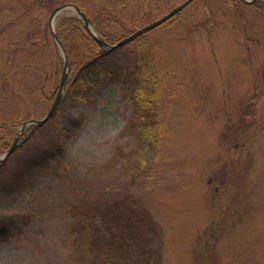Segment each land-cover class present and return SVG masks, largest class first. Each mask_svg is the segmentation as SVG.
<instances>
[{
  "label": "rangeland",
  "instance_id": "rangeland-1",
  "mask_svg": "<svg viewBox=\"0 0 264 264\" xmlns=\"http://www.w3.org/2000/svg\"><path fill=\"white\" fill-rule=\"evenodd\" d=\"M68 3L85 5L116 42L181 2L0 0V136L7 146L56 97L51 72L62 53L43 27ZM257 3L264 7V0H194L143 34L157 46L161 68L173 66L158 99L161 135L152 150L133 124L132 83L99 86L78 104L61 101L46 122L24 128L0 162V225L17 227L0 235V264L102 263L82 225L106 191L109 203L123 192L136 196L154 236L145 244L127 235L118 252L113 242L120 264H264V10ZM70 15L58 14L55 29ZM132 57L112 55L120 67ZM48 153L50 167L46 157L35 165Z\"/></svg>",
  "mask_w": 264,
  "mask_h": 264
},
{
  "label": "trees",
  "instance_id": "trees-1",
  "mask_svg": "<svg viewBox=\"0 0 264 264\" xmlns=\"http://www.w3.org/2000/svg\"><path fill=\"white\" fill-rule=\"evenodd\" d=\"M181 1L179 0V2ZM77 5L87 14L99 35L110 43H114V37L96 24L85 5L80 3ZM257 5L258 8L264 10L261 4L257 3ZM146 21L149 22L150 20H145L144 23H147ZM43 29L48 41L56 48L49 24L45 22ZM57 33L66 48L71 66V78L65 88L62 101L78 104L85 101L88 94L99 86H109L115 82L134 84L130 92L134 100L135 118L133 124L141 135V144L144 148L152 150L161 135V131H159L161 126L159 124L160 114L157 112L158 99L161 90L164 89V78L167 77V69L173 67L172 65L169 67L166 62L165 69L161 68L160 59L162 58L157 46L150 44L141 35L113 51L107 50L97 43L84 27L82 20L76 15L63 17L59 22ZM116 51L132 54V60L120 67L112 58L113 53ZM62 61L57 53L56 67L51 72L56 81V89L62 75ZM22 64V62L19 63L20 68H22ZM29 117H33V115ZM1 128L3 127L0 126ZM4 141L3 137L0 136V151L7 150L9 147ZM45 157L48 161L45 167H50L54 159L51 153L39 159L36 158L35 165L43 162ZM108 194L107 191L100 194V199L93 205V215L89 219L90 222L86 223L84 221L82 227L84 229L89 228L90 231H87V233L91 236V245L99 244L97 249L102 262L100 264H120L119 260L113 258L110 251L113 242L118 243L113 247V251L118 252L120 249L125 250L123 241L127 242V235L130 239L145 244L152 240L154 236L150 228L149 215L146 214L147 210L141 206V202L136 196L123 192L119 199H115L110 203L104 202L103 198L107 197ZM95 217L101 219V224L94 221ZM15 228H17L16 225L12 223L1 224L0 235H10ZM107 247V252L103 251ZM146 260L150 262L149 258H146ZM154 264H160V261L155 259Z\"/></svg>",
  "mask_w": 264,
  "mask_h": 264
},
{
  "label": "water",
  "instance_id": "water-1",
  "mask_svg": "<svg viewBox=\"0 0 264 264\" xmlns=\"http://www.w3.org/2000/svg\"><path fill=\"white\" fill-rule=\"evenodd\" d=\"M192 1H194V0L182 1L180 4H178L177 6H175L172 9H170L168 12L164 13L159 18H157L154 21L150 22L149 24L133 31L129 36L121 38L116 43H109L108 41L103 39L101 36H99V34L94 30L93 26L89 23L84 11L80 7H78L76 4L68 3V4L61 5V6L57 7L56 9H54V11L51 13L49 27H50L51 34H52L55 42L58 44V46L62 52L63 59H64L62 77H61V81L59 84V88H58L56 97H55L51 107L49 108L47 113L42 118H40V119H34V118L28 119L22 123V126H21L20 131H19V136L16 137L15 141L9 147V149L5 153L0 155V162L6 160L9 157V155L13 152V150L15 149V147L17 146V144L19 142L20 135L22 134L24 128L31 123L41 125L44 122H46L51 117V115L55 112V110L57 109V107L61 101L62 95L64 93L65 87H66L67 82H68V77H69V72H70V62H69V58H68L65 46H64L62 40L59 38L57 31L55 29L54 20L58 14H60L63 10H72L79 18L82 19L85 28L94 37V39L97 41V43L99 45H101L102 47H104L108 50H114V49L132 41L133 39L144 34L145 32L150 31L151 29H153V28L159 26L160 24L166 22L167 20L172 18L174 15L179 13L182 9H184L187 5H189ZM243 1L254 2L255 0H243Z\"/></svg>",
  "mask_w": 264,
  "mask_h": 264
},
{
  "label": "bare ground",
  "instance_id": "bare-ground-1",
  "mask_svg": "<svg viewBox=\"0 0 264 264\" xmlns=\"http://www.w3.org/2000/svg\"><path fill=\"white\" fill-rule=\"evenodd\" d=\"M239 1V0H238ZM243 3H250V2H245V1H243V0H241ZM175 7V6H174ZM174 7H172V8H174ZM171 8V9H172ZM86 14V13H85ZM86 17H87V19H88V21H89V23L93 26V24L91 23V21L89 20V18H88V16H87V14H86ZM81 19V18H80ZM93 19V18H92ZM82 20V19H81ZM94 21H95V19H93ZM83 22V21H82ZM96 22V21H95ZM96 24H98L97 22H96ZM83 25H84V23H83ZM99 25V24H98ZM100 26V25H99ZM94 27V26H93ZM133 32V31H132ZM132 32H130L128 35H126V36H123L122 38H124V37H127V36H129ZM134 40V39H133ZM65 92V91H64ZM64 94V93H63Z\"/></svg>",
  "mask_w": 264,
  "mask_h": 264
}]
</instances>
